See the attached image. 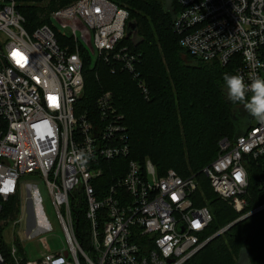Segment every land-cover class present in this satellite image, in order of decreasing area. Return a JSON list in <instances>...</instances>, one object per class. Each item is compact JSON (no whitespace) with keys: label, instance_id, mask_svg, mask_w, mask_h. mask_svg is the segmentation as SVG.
I'll list each match as a JSON object with an SVG mask.
<instances>
[{"label":"built area","instance_id":"1","mask_svg":"<svg viewBox=\"0 0 264 264\" xmlns=\"http://www.w3.org/2000/svg\"><path fill=\"white\" fill-rule=\"evenodd\" d=\"M178 3L174 30L189 55L232 65L246 83L253 75L264 76V0ZM25 21L18 0H0V229L9 224L6 206L20 197L22 177L33 173L45 182L66 244L54 251L42 238L46 253L30 260L15 237L13 263L186 264L216 235L206 237L213 215L207 205L196 204V176L173 168L162 175L151 160L132 158L112 92L102 94L95 108L79 106L86 85L84 46L113 72L126 70L139 79V56L124 43L129 11L112 0H77L52 12L55 25L43 24L30 34ZM60 29L70 32L65 36ZM139 85L148 95L142 80ZM250 123L238 137L221 139L217 156L203 168L218 197L243 214L238 220L264 209L262 204L245 212L257 171L264 189V125L251 115ZM89 149L85 167L73 162ZM113 160L118 163L108 171L105 162ZM28 194L19 213L36 198L32 206L41 208L36 220L49 226L37 189ZM82 214L92 255L76 233ZM35 232L34 226L27 238ZM0 264H7L2 246Z\"/></svg>","mask_w":264,"mask_h":264},{"label":"trees","instance_id":"2","mask_svg":"<svg viewBox=\"0 0 264 264\" xmlns=\"http://www.w3.org/2000/svg\"><path fill=\"white\" fill-rule=\"evenodd\" d=\"M27 1L18 5V9L29 28L51 23L40 21L39 8ZM73 1L50 0L48 9L62 8ZM112 1L129 11V21L137 22L136 37L126 38L124 43L139 56L140 77L135 79L126 70L113 72L101 59L91 68L88 59L83 58L86 85L79 106L95 108L102 94L112 92L114 104L124 115L131 157L143 163L148 158L162 175L173 168L184 177L196 176L200 187L195 194L196 204L207 205L213 215L206 232V237H210L243 215L218 197L203 173V168L217 156L220 140L240 135L251 124L248 111L242 104L230 101L223 85V74H235L234 66L201 59L194 64L183 57L185 54L190 60L194 58L180 45V37L174 30L180 10L178 0H173V10L164 8L158 0ZM140 80L145 83L148 95L141 89ZM105 163L109 171L118 162ZM262 177L263 173L257 171L251 179L245 212L264 204V189L259 185ZM16 202L15 198L6 206L7 216L16 215ZM77 220L76 233L84 247L88 223L84 214ZM243 250L250 256V264L264 262V209L217 235L186 264H236Z\"/></svg>","mask_w":264,"mask_h":264},{"label":"rangeland","instance_id":"3","mask_svg":"<svg viewBox=\"0 0 264 264\" xmlns=\"http://www.w3.org/2000/svg\"><path fill=\"white\" fill-rule=\"evenodd\" d=\"M75 1L77 0H74L71 3H74ZM158 1H160L164 8L170 10L174 9L175 4L173 3V0ZM22 2H24V0H18V5L20 6ZM27 3L30 5H35L39 8L38 19H40V21H43L44 23H48V21H50V17L53 11L60 9L59 6H51V10H49L48 6L50 4V0H40L38 2L28 0ZM26 22L27 20L24 23L27 27L28 32L32 34L37 28H29ZM50 22V24L55 25L52 21ZM60 32L62 35L66 36L67 34H69L70 30L66 29L65 31L60 29ZM82 49L84 50L83 58L88 59V61L91 63V68H95V62L97 60L96 55H93L89 47L87 46H84ZM183 57L188 60V62H193L194 64H197L198 61H200L199 59H194L191 56L190 57L193 60H190L185 54H183ZM252 121L254 122L255 118L252 117ZM230 137L233 138L234 136ZM146 160H148V158ZM21 180L23 183L20 189V197L16 198L17 202L14 203V208L15 210L18 209V211L16 215L12 217L9 216V224L2 229L3 232L0 236V246H2V251L5 252L7 264H14L13 259L10 256V249L13 244L16 243L15 237H20L21 239V242L18 243L19 251H21L22 253L26 252V256L30 260L40 257L46 253V250H44L43 245L40 241V239L42 238H48L50 246L54 251L60 250V248L66 244L65 235L62 232L61 224L58 221L55 207H53L51 196L50 193H48L44 180L41 179L39 175L33 173L23 176ZM31 187H35L39 193L38 195L42 198V207H44V212L47 220L49 221V226L46 225L44 227L42 226V222L36 220L37 216H41V208L32 206V204L37 202L36 198L29 203L28 207L27 204L24 202L26 206L25 212H23V214L22 211L19 213V204L21 200L23 201L29 195L28 192ZM18 217L21 218V220L19 221V223H16V219ZM34 226L36 227V232L33 235L34 237L28 239L26 234L30 232L31 228ZM83 248H85L87 253L92 255L93 248H91V241L89 235L85 237ZM236 264H250V256L248 255L247 250H243L240 253Z\"/></svg>","mask_w":264,"mask_h":264},{"label":"clouds","instance_id":"4","mask_svg":"<svg viewBox=\"0 0 264 264\" xmlns=\"http://www.w3.org/2000/svg\"><path fill=\"white\" fill-rule=\"evenodd\" d=\"M249 80L250 83H246L240 74H223V85L230 101L242 104L253 118L264 125V76L253 75ZM90 158V149L87 153L80 151L73 162L83 168Z\"/></svg>","mask_w":264,"mask_h":264},{"label":"water","instance_id":"5","mask_svg":"<svg viewBox=\"0 0 264 264\" xmlns=\"http://www.w3.org/2000/svg\"><path fill=\"white\" fill-rule=\"evenodd\" d=\"M137 27H138V26H137V22H135V21H129L128 26H127V30H126L127 38H129V37H131V36H133L134 38L136 37V35H137ZM238 136H239V135H238ZM238 136H236V137H238ZM247 217H249V216L243 217V219H245V218H247ZM243 219H241V220H236V221L230 223L229 226L226 228V230L229 229L231 226L237 224L238 222L242 221ZM221 233H222V232L216 233V235L213 236V237H211V238L207 241V243H208L209 241H211L212 239H214L217 235H219V234H221ZM207 243H206V244H207Z\"/></svg>","mask_w":264,"mask_h":264},{"label":"snow or ice","instance_id":"6","mask_svg":"<svg viewBox=\"0 0 264 264\" xmlns=\"http://www.w3.org/2000/svg\"><path fill=\"white\" fill-rule=\"evenodd\" d=\"M237 179H238V180H239V179H241V177H240V175H239V174L237 175ZM197 226H199V225H197Z\"/></svg>","mask_w":264,"mask_h":264}]
</instances>
